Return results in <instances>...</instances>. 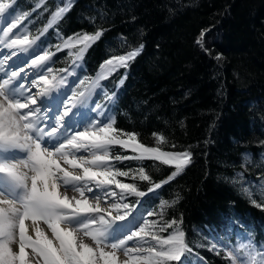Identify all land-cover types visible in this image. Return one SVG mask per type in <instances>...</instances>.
<instances>
[{"label":"trees","instance_id":"trees-1","mask_svg":"<svg viewBox=\"0 0 264 264\" xmlns=\"http://www.w3.org/2000/svg\"><path fill=\"white\" fill-rule=\"evenodd\" d=\"M13 8L28 14L21 24L38 48L54 53V73L78 60L84 83L77 92L108 59L140 49L101 82L104 96L95 100H105L115 127L136 134L137 143L192 157L171 180L174 166L159 160H113L150 177H118L146 193L126 197L133 215L155 221L163 238L176 225L159 227L177 220L191 249L187 264H232L227 250L247 264L249 245L264 249V0H16ZM97 31L82 58L74 55L82 44L57 51L65 40ZM202 31L203 47L196 43ZM155 183L161 187L148 191Z\"/></svg>","mask_w":264,"mask_h":264},{"label":"snow or ice","instance_id":"snow-or-ice-1","mask_svg":"<svg viewBox=\"0 0 264 264\" xmlns=\"http://www.w3.org/2000/svg\"><path fill=\"white\" fill-rule=\"evenodd\" d=\"M15 3L16 0H0V46L27 52L35 39L10 36L28 15L17 14ZM67 10V6L61 7L49 27ZM205 35L202 31L196 41L201 47ZM100 36L97 31L76 37L75 43L67 39L57 51L82 44L74 54L80 59ZM139 52L140 49L130 51L115 61L108 59L90 88L79 92L69 89L55 97L52 93L65 84V79L53 75L52 67L46 66L54 53L38 48L34 58H24V63L30 59V65L37 69L27 83L20 75L24 68L17 70L18 61L9 65L10 72L5 71L4 66L17 52L0 57V264H30L27 248L39 258L35 264L39 260L43 264H187L185 253L191 249L177 220L159 227V232H164L176 225L163 238L153 231L157 228L155 221L145 219L141 213L130 218L131 206L122 202L127 196L143 197L146 193L135 183L122 182L118 177L131 176L135 180L138 174L140 180L150 181L144 168L124 171L114 167L112 161L160 160L174 165L175 171L168 178L171 180L191 163L192 154L162 152L137 143L136 134L115 127V120L99 104L87 112L73 111L78 105L87 107L99 80L118 67H127ZM158 139L163 141V137ZM113 145L130 149L135 155L113 156L109 151ZM160 187L161 183H155L148 191ZM69 191L78 195L69 196ZM167 205L164 201L161 207ZM152 215V211L147 212L148 217ZM41 224L50 229L51 237ZM146 237L155 245L149 244ZM86 238L92 243H86ZM129 242L134 244L130 246ZM14 244L18 251H14ZM120 252L127 257L122 262L117 255ZM229 259L235 264V257L230 255ZM247 261L264 264V249L255 250L249 245Z\"/></svg>","mask_w":264,"mask_h":264},{"label":"rangeland","instance_id":"rangeland-1","mask_svg":"<svg viewBox=\"0 0 264 264\" xmlns=\"http://www.w3.org/2000/svg\"><path fill=\"white\" fill-rule=\"evenodd\" d=\"M5 17H7V13L5 14ZM8 19L10 20L11 17H8ZM25 29H26L25 26H23V25L20 23V25H18V27H17L16 29H13V33H11L10 36H12V37L14 38L15 35H28V33H27V31H26ZM36 43H37V42H36ZM36 43L33 44L32 47L29 48V50H28L27 52H21V51H19L18 49H11V50H10V49L3 48L2 46H0V57H2V56H4V55H8V54H10V53L13 52V51L17 52V55H16V56H13L10 60L18 61V62H19V63L17 64V70H18L19 67H23V68H24V72H22L20 75H22L21 77H24V78H25V83H26L28 80L32 79V74H33L35 71H37L36 68H34V67H32V66L30 65V59H28V62H27V63H24V58H29V57L34 58L33 53H34L35 50L38 49V46L36 45ZM13 61H12V64H13ZM9 64H10V61H8L7 64L4 66L5 69L8 67ZM46 66H51V59L47 62V65H46ZM80 67H81L80 63L78 62V60H76V61L73 63L72 67L70 68V70H69L68 72L60 73V74L57 75V74L54 73V71H53V75H57L58 78H63V79H65V85H64V84L61 85V87H64V89H63V91H60L59 95H60L61 93L67 92L69 89H71V91H75V92H77V91H76V88H77V86H78V84H79V80H78L77 77H78V75H79ZM103 67H104V66H103ZM103 67H102V68H103ZM121 68H124V67H118V68H116L114 71L108 73V75H107L106 77H108V76L111 75V74H114V72L118 71V70L121 69ZM71 69H72V70H71ZM100 71H101V70H100ZM6 72H10V69L8 68V69L6 70ZM25 74H27V76H26ZM2 75H3V74H2ZM96 80H97V78H96L94 81H96ZM101 80H103V79H100V80H99V86L93 89V93L91 94V97L89 98V101H88V106L85 107L86 110H85L84 112H87V111L89 110V108H91V107H93L94 105L98 104V101H101V102H103V103L105 102L104 99L94 100L97 94H99L101 97L104 96L103 90H100V82H101ZM94 81H93V82H94ZM93 82H92V83H93ZM91 85H92V84H91ZM91 85H90V86H91ZM90 86H89V87H90ZM61 87H60V88H61ZM89 87H88V88H89ZM85 89H87V88H85ZM69 95H70V93H69ZM41 99H42V100H45V99H47V98H41ZM109 102H110V101L108 100L107 103H109ZM104 104H105V103H104ZM99 105L104 109L105 114H106V115H109V113L106 112V110H105V108H106V104H105V106H102V103L99 104ZM81 107H82V106L78 105L76 109H73V111H74V112H76V111H80V108H81ZM91 114H92L93 116L96 115V113H95L94 111H93ZM66 119H67V118H66ZM100 119H103V117H100ZM159 161H160V160H159ZM172 166H174V165H172ZM60 191L63 192L64 189L61 188ZM117 191H119V190L117 189ZM71 194L78 195V194H76V193H74V192L69 191V192H68V195H71ZM89 195H91V194H89ZM125 199H126V197H125ZM122 202H126V201L124 200V201H122ZM102 206H103V205H102ZM131 216H134V215H133L132 213H130V218H131ZM40 226H41V228L45 231V233L50 237V235H49V229L47 228V226L44 225V224H41ZM166 238H167V237H166ZM146 239L149 241V244H151V245H155V241H152L150 237H146ZM85 242H86V243H89V244L92 243V242H91L89 239H87V238L85 239ZM129 244H130V246H132V245L134 244V242H129ZM145 246H148V245H145ZM239 248H241V247H239ZM109 250H110V249H109ZM26 252L28 253V257H27V258H28L30 264H35V261H36L37 259H39V258L33 256V254H32V252H31V249H30V248H27V249H26ZM117 255H118L119 260H120L121 262L127 259V257H125V256L123 255L122 252L117 253ZM229 255H231V254L229 253ZM39 264H43V261H42V260H39ZM235 264H238V261L235 260ZM247 264H248V263H247Z\"/></svg>","mask_w":264,"mask_h":264},{"label":"bare ground","instance_id":"bare-ground-1","mask_svg":"<svg viewBox=\"0 0 264 264\" xmlns=\"http://www.w3.org/2000/svg\"><path fill=\"white\" fill-rule=\"evenodd\" d=\"M8 61H10V64H9V65H12V61H13V60H8ZM9 65H8V67L5 69V71L9 68ZM71 70H72V69H71ZM100 73H101V71L98 73L97 77L99 76ZM2 74H3V73H0V75H2ZM21 76H22V75H21ZM97 77H96V78H97ZM26 83H27V82H26ZM64 85H65V84H64ZM89 88H90V87H89ZM63 89H64V87H61V88L57 89L55 92L52 93V96L55 97V96L59 95L60 91H63ZM92 93H93V90H92ZM92 93H91V94H92ZM80 110L85 111L86 108H85V107H81ZM42 112H43V109H42ZM82 154L86 155L85 153H82ZM72 195H74V194H71V195H69V196H72ZM26 223H30V222H26ZM30 234L34 236V233H32L31 231H30ZM49 235H50V237H51L50 229H49ZM13 249H14V251H18V245H15V244H14V245H13Z\"/></svg>","mask_w":264,"mask_h":264}]
</instances>
